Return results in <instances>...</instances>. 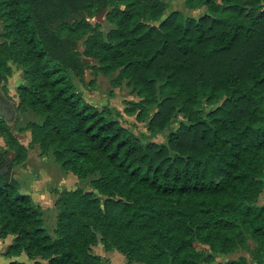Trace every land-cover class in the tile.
Returning a JSON list of instances; mask_svg holds the SVG:
<instances>
[{
	"label": "trees",
	"instance_id": "obj_1",
	"mask_svg": "<svg viewBox=\"0 0 264 264\" xmlns=\"http://www.w3.org/2000/svg\"><path fill=\"white\" fill-rule=\"evenodd\" d=\"M185 5L204 10L169 11L167 0H0L10 54L25 66L19 107L42 116L35 130L65 166L102 169L95 183L108 195L104 205L124 212L103 217L107 229L152 232L153 253L173 264H211L239 247L256 261L214 264H264V203L255 201L264 189V0ZM105 9L107 33L87 18ZM83 53L98 61L95 71H117L115 86L128 80L141 99H128L125 111L148 119L150 131L165 130L180 111L167 142L144 143L113 107L85 98L73 78L85 79ZM204 101L217 105L205 111ZM76 194L54 238L17 178L0 184V236L15 233L4 253H25L33 264H96L85 218L103 198Z\"/></svg>",
	"mask_w": 264,
	"mask_h": 264
},
{
	"label": "rangeland",
	"instance_id": "obj_2",
	"mask_svg": "<svg viewBox=\"0 0 264 264\" xmlns=\"http://www.w3.org/2000/svg\"><path fill=\"white\" fill-rule=\"evenodd\" d=\"M168 1V0H167ZM172 7L181 8L186 14L198 15L202 8H187L182 5V0H173ZM170 5V4H169ZM107 10L96 11L87 18L93 24H98L107 33L113 23L107 18ZM85 36L80 40V50H84ZM9 36L4 31V22L0 18V64L8 74L10 90L18 97V87L27 82L24 75L25 66L10 54ZM83 59L87 64L85 79L81 80L78 76L73 78L82 89L84 96L94 104L104 107H113L112 117L134 130L144 141L167 142L168 135L175 130L180 122L184 120L180 111H177L171 122L163 131L152 132L148 129V119L139 121L135 114H128L125 111L128 99L139 100L137 91L125 79L120 86H115L112 79L117 75V71L109 75L97 72L92 68V64L98 61L83 53ZM17 91V92H15ZM217 104L203 102V109L210 110ZM156 110L152 107L150 114ZM19 120L13 127L10 137L9 148L12 151L13 162L12 174L19 181L20 190L29 193L33 201L43 209L44 225L49 233L57 238L61 231L60 214L62 209L75 203L76 190L93 191L98 196H102L100 210L96 216L85 218L86 230L88 232L90 244L89 249L96 257V264H173L169 259L156 256L152 251L153 243L157 236L148 230L130 231L122 230L115 232L107 229L103 224V217L109 214L123 216L124 212L120 206L104 205L107 194H102L96 186V180L100 177L102 169L97 168L87 174L77 173L64 165L58 157L55 149L35 130V124L42 121V116L29 107H19ZM8 143V142H7ZM0 146L5 147L6 143L0 137ZM255 201L259 204L264 203V189L256 197ZM15 233H10L6 237L0 236V264H7L9 259L3 250L6 248L8 240L13 241ZM251 249L256 247V242L249 238ZM245 255L249 261L255 262L250 251L239 247L231 253H218L216 261H223L230 258ZM19 259L26 260L33 264L24 253ZM215 262L211 263L214 264Z\"/></svg>",
	"mask_w": 264,
	"mask_h": 264
},
{
	"label": "flooded vegetation",
	"instance_id": "obj_3",
	"mask_svg": "<svg viewBox=\"0 0 264 264\" xmlns=\"http://www.w3.org/2000/svg\"><path fill=\"white\" fill-rule=\"evenodd\" d=\"M19 115L17 95L11 92L8 74L4 66L0 64V137L6 143L5 147L0 146V184H6L14 177L12 174V151L8 146L6 134L13 131V127L19 120Z\"/></svg>",
	"mask_w": 264,
	"mask_h": 264
},
{
	"label": "crops",
	"instance_id": "obj_4",
	"mask_svg": "<svg viewBox=\"0 0 264 264\" xmlns=\"http://www.w3.org/2000/svg\"><path fill=\"white\" fill-rule=\"evenodd\" d=\"M173 0H168V8H169V6L170 7H172V5H173ZM170 4V5H169ZM182 5L183 6H185L186 7V5H185V0H182ZM188 8V7H187ZM174 9H181V8H177V7H173V9L172 10H174ZM171 11V10H170ZM12 241L11 240H8L7 242H6V248L3 250V254H5L4 252L6 251V249H7V247H8V245L11 243ZM6 255V254H5ZM9 259H7V260H9L8 261V263L11 261V260H13V259H19V256L18 255H16V256H12V257H10V256H8V255H6ZM7 263V264H8Z\"/></svg>",
	"mask_w": 264,
	"mask_h": 264
}]
</instances>
